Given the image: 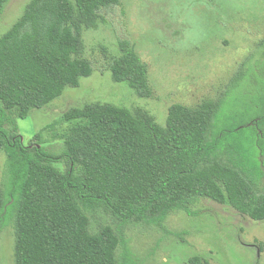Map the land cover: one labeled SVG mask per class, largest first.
<instances>
[{"label": "trees", "instance_id": "obj_1", "mask_svg": "<svg viewBox=\"0 0 264 264\" xmlns=\"http://www.w3.org/2000/svg\"><path fill=\"white\" fill-rule=\"evenodd\" d=\"M119 3L31 0L0 36V229L13 227L14 264H136L127 228L165 229L175 211L197 215L201 198L264 220V53L217 100L172 105L165 126L142 109L92 102L64 113L62 152L23 142L18 119L92 74L83 32ZM120 48H103L113 80L146 95L147 65L128 41ZM239 88L241 106L229 99Z\"/></svg>", "mask_w": 264, "mask_h": 264}, {"label": "rangeland", "instance_id": "obj_2", "mask_svg": "<svg viewBox=\"0 0 264 264\" xmlns=\"http://www.w3.org/2000/svg\"><path fill=\"white\" fill-rule=\"evenodd\" d=\"M30 1L5 4L0 36ZM101 12L106 22L83 32V56L90 60L92 74L82 77L79 86L67 87L49 105L18 119L25 144L40 143L54 154L62 152L69 126L64 113L92 102L142 109L165 126L172 105L195 107L217 100L264 53V0H120ZM121 40L128 41L147 65L146 95L112 78V58L103 48L119 56ZM243 96L239 88L229 99L237 98L241 106ZM5 163L0 149V184ZM193 210L198 214L171 213L165 229L130 225L127 240L136 264H191L195 255L215 264H264V220L206 198ZM0 264H14L13 227L0 229Z\"/></svg>", "mask_w": 264, "mask_h": 264}]
</instances>
